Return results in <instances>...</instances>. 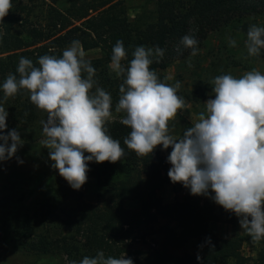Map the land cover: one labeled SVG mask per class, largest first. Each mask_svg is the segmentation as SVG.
<instances>
[{
  "label": "trees",
  "instance_id": "1",
  "mask_svg": "<svg viewBox=\"0 0 264 264\" xmlns=\"http://www.w3.org/2000/svg\"><path fill=\"white\" fill-rule=\"evenodd\" d=\"M155 5L153 18L141 25L129 19L125 0H82L67 8L52 7L45 26H36L15 10L9 11L0 25V53L10 52L0 57V93L8 74H16L21 57L30 59L38 67L39 57H61L72 41L79 40L84 50L100 49L102 53L101 57L88 60L96 69L97 86L111 94L114 112L123 77L113 80L107 64L118 40L123 42L127 53L126 60L122 61L125 65L138 46L164 49L163 58L159 63L154 60L150 69L166 83L163 71L191 53V49L180 43L184 35L194 36L199 49L212 30L243 21L251 14L264 13V0H157ZM77 19L82 21L76 24ZM261 55L264 57V49ZM187 94L196 102L201 97L197 92ZM13 98L8 101L11 106L6 124L8 120L31 124L41 113H46L32 104L24 91ZM123 116L112 119L106 127L108 134L120 142L125 155L116 163H88L100 187L97 202L84 200L80 190H74L62 179L58 191L47 192L42 199L40 209L44 221L50 225L48 234L39 235L33 241H18L17 245L36 253L65 255L68 264L71 261L79 264L84 256L94 257L99 251L105 257L114 258L131 254L134 264H249L243 252L242 236L222 237L210 229L216 221L234 224L237 216L212 199L193 196L181 183L174 184L167 179L159 146L143 157L128 149L124 139L131 129L120 122ZM193 124L184 119L177 138ZM167 182L175 191L183 190V197L165 201L161 190ZM68 199L73 201L70 207L66 204ZM127 200L137 201L138 207L126 206ZM156 223L160 234L157 246L147 251H131L129 240L135 237V232L153 228ZM66 229L70 232L65 233ZM190 240H195L202 249L199 261L197 255L176 251Z\"/></svg>",
  "mask_w": 264,
  "mask_h": 264
},
{
  "label": "clouds",
  "instance_id": "2",
  "mask_svg": "<svg viewBox=\"0 0 264 264\" xmlns=\"http://www.w3.org/2000/svg\"><path fill=\"white\" fill-rule=\"evenodd\" d=\"M11 9L12 0H0V22ZM180 43L191 49V57L198 54L194 36L184 35ZM236 43L229 39L230 47ZM244 44L249 57L259 56L264 49V27L250 25ZM164 55L159 46H138L125 65L123 42L118 40L112 49L110 68L123 77L115 111L124 113L120 122L131 129L124 144L140 157L152 154L158 145L164 150L171 147L167 157L171 182L181 183L193 196H208L234 213L241 229L259 243L264 240V74L253 68L239 78L231 74L213 78L215 98L205 102L196 122L177 138L170 134L169 121L187 107L177 95L181 82H162L150 69ZM85 56L80 41L74 40L61 57H39L38 67L21 57L16 74L9 73L2 84L5 100L24 91L32 104L47 113L46 121H41L45 138L40 143L49 150L51 167L74 190L86 183L89 162L116 163L125 155L106 127L114 118L112 96L97 86L96 69ZM187 64L192 67L191 59ZM7 116L0 104V162L12 159L23 146L15 129L3 134ZM207 242L211 244L210 238ZM197 260H201L199 255ZM79 264L134 262L125 255L105 257L99 251L94 257L84 256Z\"/></svg>",
  "mask_w": 264,
  "mask_h": 264
},
{
  "label": "rangeland",
  "instance_id": "3",
  "mask_svg": "<svg viewBox=\"0 0 264 264\" xmlns=\"http://www.w3.org/2000/svg\"><path fill=\"white\" fill-rule=\"evenodd\" d=\"M81 1L12 0L10 11L15 10L18 15L36 26H45L49 21L48 12L52 7L67 8L71 4ZM156 1L125 0L129 19L136 25H141L145 20H151L154 16ZM91 13L94 14L95 12ZM81 21L77 19L75 23L79 24ZM252 24L264 27V13L251 14L243 21H235L223 28L212 30L203 45L199 47V52L195 57L189 55L184 59L176 60L163 71L166 83L174 85L176 81L181 82V88L177 95L183 97L187 105L186 108L178 110L176 117L169 121L171 135L177 137V131H179L184 119L195 123L198 114L205 110V102L210 98H215L210 81L216 76L231 74L239 78L253 68L264 74V57L261 52L259 56L249 57L244 44L248 28ZM229 39L236 40L235 47L229 46ZM84 51L86 59L98 58L102 55L100 49ZM9 53H0V57ZM189 59H191L192 67L187 64ZM110 64L111 62L107 64V67L111 78L113 80L119 79L120 77H117L111 70ZM190 92L200 94V99L197 102L190 100L187 96V93ZM11 99L14 98L9 97L5 100L4 94L0 93V104L6 111L11 106L8 102ZM45 114L41 113V117L31 124L8 120L7 127L3 132L6 135L13 129L18 131L23 146L18 149L12 159L0 162V264H68L65 255L36 253L23 245H17L18 241H33L39 235L48 234L50 225L44 221L40 209L42 199L45 193L58 191L61 181L64 180L59 175L58 170L51 167L53 162L49 158V150L40 143L45 138L41 124V121L47 119ZM112 114L116 118L124 113L114 111ZM158 146L165 162L164 176L168 179L171 164L167 162V157L172 149L169 147L164 150L162 145ZM17 157L23 163H19ZM79 190L82 192L84 200L91 203L97 202L100 187L90 171L87 172L86 183ZM161 194L165 201H173L182 198L184 191H175L170 182H167L161 190ZM210 194L214 195V193ZM205 197L211 199L208 196ZM72 202V199H68L66 201L67 206L70 207ZM125 205L138 207V202L127 200ZM238 220L237 217L234 224L216 221L211 223L210 229L222 237L242 236L244 238L243 252L248 257L249 264H264V240L254 243L251 237L241 229ZM58 232L59 230L54 233L57 234ZM64 232L69 233L70 230L66 229ZM134 236L133 239L129 240L131 251H147L156 247V242L160 239L158 224L156 223L153 228L138 230ZM152 243H155V246ZM176 251L199 255L202 249L195 240H190ZM133 257L131 254H125V258L133 259Z\"/></svg>",
  "mask_w": 264,
  "mask_h": 264
},
{
  "label": "built area",
  "instance_id": "4",
  "mask_svg": "<svg viewBox=\"0 0 264 264\" xmlns=\"http://www.w3.org/2000/svg\"><path fill=\"white\" fill-rule=\"evenodd\" d=\"M153 244V246H155V243H152Z\"/></svg>",
  "mask_w": 264,
  "mask_h": 264
},
{
  "label": "crops",
  "instance_id": "5",
  "mask_svg": "<svg viewBox=\"0 0 264 264\" xmlns=\"http://www.w3.org/2000/svg\"><path fill=\"white\" fill-rule=\"evenodd\" d=\"M173 187V186H172ZM162 195V194H161ZM220 236V235H219ZM227 237H231V236H227Z\"/></svg>",
  "mask_w": 264,
  "mask_h": 264
}]
</instances>
